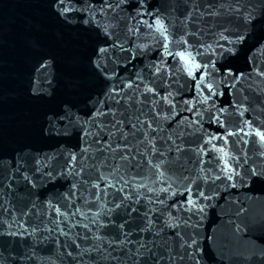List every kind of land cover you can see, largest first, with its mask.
I'll list each match as a JSON object with an SVG mask.
<instances>
[{"label":"snow or ice","instance_id":"snow-or-ice-1","mask_svg":"<svg viewBox=\"0 0 264 264\" xmlns=\"http://www.w3.org/2000/svg\"><path fill=\"white\" fill-rule=\"evenodd\" d=\"M48 7L89 52L79 77L51 55L32 66L30 97L50 99L58 85L74 96L44 115L48 148L0 152V264H37L47 245L61 264H201L193 217L212 198L202 185L264 187V89L253 87L264 62L235 64L250 43L264 53V0ZM58 180L66 191L49 196ZM239 259L264 264V242Z\"/></svg>","mask_w":264,"mask_h":264},{"label":"water","instance_id":"water-1","mask_svg":"<svg viewBox=\"0 0 264 264\" xmlns=\"http://www.w3.org/2000/svg\"><path fill=\"white\" fill-rule=\"evenodd\" d=\"M159 2L163 4V0ZM48 3L49 0H0V89L4 97L0 103V152L5 154L25 146L48 148L53 142L43 139L39 131L43 117L74 96L58 85L50 99L30 97L28 88L33 64L51 55L60 59L59 69L65 75L79 77L85 73L88 43L58 22ZM144 19L151 23L152 18ZM148 31L145 26L142 38ZM249 57L264 62V53L250 43L236 60V67L244 69ZM128 67L133 70L131 64ZM253 87L264 89V82L257 80ZM230 99L226 93L218 103L226 104ZM205 128L210 132L219 131L215 125L207 123ZM72 139L71 143L75 144V137ZM234 182V188L227 180H217L207 187L202 185V190L212 198L198 200L204 212L203 215L197 212L193 217L194 221H199L201 264H241L239 258L247 254L253 244L264 242V187L239 178ZM67 187L66 181H55L47 186V194L66 191ZM82 211L87 212L88 208L83 207ZM37 256V264H61L55 245L43 246Z\"/></svg>","mask_w":264,"mask_h":264}]
</instances>
